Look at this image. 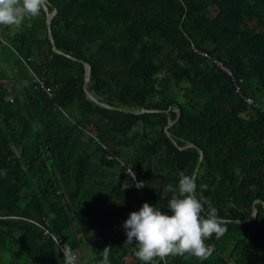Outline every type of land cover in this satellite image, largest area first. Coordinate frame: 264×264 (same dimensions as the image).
<instances>
[{
    "label": "trees",
    "instance_id": "1",
    "mask_svg": "<svg viewBox=\"0 0 264 264\" xmlns=\"http://www.w3.org/2000/svg\"><path fill=\"white\" fill-rule=\"evenodd\" d=\"M46 2L54 47L69 56L52 50L43 9L0 25V264H63L38 224L82 264H102L105 247L109 264H142L124 222L144 203L167 214L164 187L196 165L197 198L227 231L205 241L207 260L166 264H264V0Z\"/></svg>",
    "mask_w": 264,
    "mask_h": 264
},
{
    "label": "clouds",
    "instance_id": "2",
    "mask_svg": "<svg viewBox=\"0 0 264 264\" xmlns=\"http://www.w3.org/2000/svg\"><path fill=\"white\" fill-rule=\"evenodd\" d=\"M43 3L44 0H0V25L20 28L25 20L41 15ZM131 174L135 179L132 169ZM206 187L200 186L202 190ZM196 190L195 179L180 173L178 186L166 185L160 197L163 199L172 193L167 201L170 215L148 203L129 214L123 224L126 243L135 242L134 255L142 264H166L170 256L186 255L204 261L213 254L205 241L213 236L219 239L227 228L223 226L218 210L210 201L198 199ZM205 203L208 204L206 211ZM59 250L63 252V264H78L70 246L63 245ZM110 253V247L101 252L102 264H109Z\"/></svg>",
    "mask_w": 264,
    "mask_h": 264
},
{
    "label": "built area",
    "instance_id": "3",
    "mask_svg": "<svg viewBox=\"0 0 264 264\" xmlns=\"http://www.w3.org/2000/svg\"><path fill=\"white\" fill-rule=\"evenodd\" d=\"M193 50H195V49L193 48ZM198 53H200V54L205 56V52H203V51H198ZM213 62L216 64V66L218 68L222 69L227 75H229L231 77L232 86L234 88V91L236 93H238V95L242 96L241 91H240V87H239L237 81L233 78L232 73L230 72V70L227 67H225L220 61H218L216 59H213ZM29 72L31 74L30 83H32L34 85V87L39 88L40 90L44 91L45 93H47L49 95L52 94V91H51L50 87H48V86H46L44 84L43 76L40 74V72H35V71L31 70V69H29ZM238 80H240V79H238ZM242 97H243V100L245 101V103H247V104L251 103L252 99L249 96H242ZM90 135L92 136L94 141L99 142L98 137L96 135H94V133H91ZM120 164L122 165L121 162H120ZM131 169H132V173H134V175H135V179H134V177L131 174ZM124 173L127 175V177L130 178L131 182H133V184H134V186L136 188H138V187L140 188L142 186L143 180L136 177V173H135L133 168H131L129 166H125L124 167ZM137 184H139V185H137ZM34 223H36V222H34ZM36 224H38V223H36ZM38 225L42 228V233L45 234V235H48L54 241V243L56 245V248L63 255V252L60 251L59 249L62 248L63 245L66 246V243L62 239H60L59 237L51 234L50 231L47 228L42 227L40 224H38ZM71 249H72L73 253L76 255V257H77L78 264H82L78 260V257L81 254V250L80 249H74V248H71Z\"/></svg>",
    "mask_w": 264,
    "mask_h": 264
},
{
    "label": "water",
    "instance_id": "4",
    "mask_svg": "<svg viewBox=\"0 0 264 264\" xmlns=\"http://www.w3.org/2000/svg\"><path fill=\"white\" fill-rule=\"evenodd\" d=\"M46 4H47V2H46V0H44V3H43V11L45 12V26H46L47 37H48V40H49V42H50L51 48H52V50L55 51L56 53H60V54H63V55L69 56L68 54H66V53H64V52H62V51H59V50L55 49V47H54V43H53V41H52V37H51V34H50V18H51V16L54 14L55 9L53 8L51 11H48V10H47V7H46ZM84 65H85L86 72H85V75H84V79H83L82 87L85 89V85H86V82H87V80H88V75H89V66H88L87 63H85ZM85 95H86V97H87L88 99H90V100H92V101L98 103L99 105H102V106H105V107L107 106V105L104 104V103L97 102V100H96V99H95V98H94V97H93L88 91H86V90H85ZM141 111H144V109H138V110H136V112H141ZM176 116H177V112H176L175 117H176ZM169 124H170V122H168V123L165 125V128H167V126H168ZM174 145H176V144L174 143ZM190 145H191V144H190ZM200 159H201V151L199 150V156H198V161H197V162H199ZM196 170H197V165L195 166V168H194V170H193V172H192V174H191V176H192L193 178H194V176H195ZM255 201H256V202H259V200H255ZM263 205H264V203H263ZM255 212H256L255 207H254V205L252 204V210H251L252 218L254 217ZM249 220H251V219H245V220H241V221H249Z\"/></svg>",
    "mask_w": 264,
    "mask_h": 264
},
{
    "label": "rangeland",
    "instance_id": "5",
    "mask_svg": "<svg viewBox=\"0 0 264 264\" xmlns=\"http://www.w3.org/2000/svg\"><path fill=\"white\" fill-rule=\"evenodd\" d=\"M11 29H13L14 27L13 26H9ZM167 214H171L170 212H167ZM88 253L87 252H84L82 255H81V258H82V260H84L85 259V256L87 255ZM125 262L126 263H132L133 262V260L131 259V257L130 256H127L126 257V260H125Z\"/></svg>",
    "mask_w": 264,
    "mask_h": 264
}]
</instances>
